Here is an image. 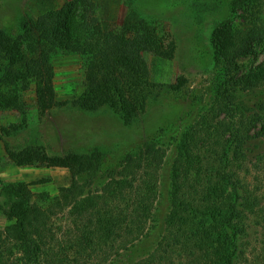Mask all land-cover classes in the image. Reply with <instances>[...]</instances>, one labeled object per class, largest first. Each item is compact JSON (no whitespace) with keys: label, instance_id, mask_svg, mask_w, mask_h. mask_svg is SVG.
Wrapping results in <instances>:
<instances>
[{"label":"trees","instance_id":"1","mask_svg":"<svg viewBox=\"0 0 264 264\" xmlns=\"http://www.w3.org/2000/svg\"><path fill=\"white\" fill-rule=\"evenodd\" d=\"M74 2L75 26L66 25L65 7L27 23L23 39L1 32L8 44L5 60L10 66L20 59L26 63L24 72L10 80L17 87L23 78L27 84L20 91L26 92L35 79L40 86L37 94L47 104L46 96L49 100L55 96L49 86L52 72L45 71V63L73 41L84 62L90 63L84 74L95 82L82 101L84 108L94 102L114 109L124 123L136 121L145 114L152 94L142 53L153 49L154 36L152 40L146 36L144 24H133L131 32L137 36L119 44L90 12L91 0ZM239 6L236 2L234 10ZM233 24L230 20L220 25L212 39L216 62L226 71L230 86L221 107L225 116L216 125L201 121L186 135L174 162L164 234L131 264H264V193H260L264 153L252 159L256 183L248 184L243 175L252 174L246 145L253 139L264 140V116L254 113L243 121L231 94L237 87L245 91L264 87V62L243 74L237 65L238 59L253 55L264 43V27L252 24L241 34L223 37ZM23 156L30 158L20 161L25 164L40 161L67 169L72 182L54 197L39 198L23 183L3 186L2 192L19 204L10 209L15 223L0 228V264H111L147 236L167 156L164 146L147 147L130 157L96 190L92 186L102 162L97 153L70 154L62 160H48L40 152L35 158L30 151ZM80 176L86 179L82 183Z\"/></svg>","mask_w":264,"mask_h":264},{"label":"rangeland","instance_id":"2","mask_svg":"<svg viewBox=\"0 0 264 264\" xmlns=\"http://www.w3.org/2000/svg\"><path fill=\"white\" fill-rule=\"evenodd\" d=\"M91 2L90 12L105 32L115 34L119 44L137 36L131 32L133 24H144L148 29L146 36L151 40L155 38L151 44L153 49L142 53L153 86L146 112L136 121L124 123L123 118L106 105L96 106L92 102L91 108H84L82 101L88 99L95 82L84 74L90 63L84 62L73 41L67 45L68 49L54 53L49 63H45V71L52 72L49 86L55 96L53 100H49L48 95L47 104L43 103L37 94L40 86L35 79L26 92L20 91L27 84L23 78L17 80L14 87L16 84L10 79L24 72L26 63L20 59L10 66L9 60H5L8 44L4 43L1 32L11 39H23L27 23H35L41 16L65 7L66 25L75 26V2L0 0V228L15 223L10 209L19 204L16 198L2 192L3 186L23 183L39 198L42 194L54 197L61 187L72 182L65 168L40 161L20 162L30 159L23 158L26 151L33 157L40 152L48 160H62L70 154H99L102 162L92 186L96 190L111 171L130 157L147 147L162 145L167 149V156L159 173L158 199L148 234L111 263L131 264L151 251L164 234L165 220L171 210L174 162L181 155L186 135L201 121L216 125L225 116L221 107L230 86L226 71L216 62L214 32L230 20L234 22L232 29L226 30L223 37L241 34L252 24L264 27V0ZM236 2L240 6L234 10ZM28 57L25 59L29 60ZM263 62L264 43H259L254 54L241 57L237 65L243 74ZM231 94L243 121L254 113L264 116V87L254 91L237 87ZM246 149L252 174L243 175L247 176L248 184H254L251 163L256 155L264 153V140H250ZM84 180L85 176L79 177V182ZM260 193H264V187Z\"/></svg>","mask_w":264,"mask_h":264}]
</instances>
